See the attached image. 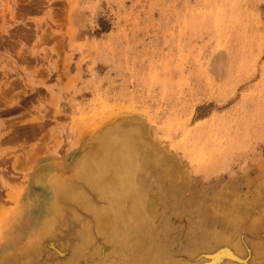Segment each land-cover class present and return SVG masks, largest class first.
<instances>
[{"label": "rangeland", "instance_id": "374dc122", "mask_svg": "<svg viewBox=\"0 0 264 264\" xmlns=\"http://www.w3.org/2000/svg\"><path fill=\"white\" fill-rule=\"evenodd\" d=\"M134 120L139 148L187 173L185 202L264 213V0H0V249L31 234L39 173L80 179Z\"/></svg>", "mask_w": 264, "mask_h": 264}, {"label": "bare ground", "instance_id": "6f19581e", "mask_svg": "<svg viewBox=\"0 0 264 264\" xmlns=\"http://www.w3.org/2000/svg\"><path fill=\"white\" fill-rule=\"evenodd\" d=\"M123 127L109 126L107 142L76 162L86 167L80 179L61 183L53 168L36 174L41 189L18 228L31 234L16 254L4 245L0 264H264V213L226 195L205 201L197 190L185 202L187 173L139 148L147 138L136 120Z\"/></svg>", "mask_w": 264, "mask_h": 264}]
</instances>
